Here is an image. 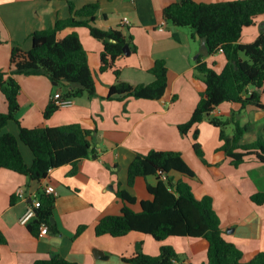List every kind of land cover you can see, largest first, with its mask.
Here are the masks:
<instances>
[{"label":"crops","instance_id":"0c3cea01","mask_svg":"<svg viewBox=\"0 0 264 264\" xmlns=\"http://www.w3.org/2000/svg\"><path fill=\"white\" fill-rule=\"evenodd\" d=\"M178 1L0 0L1 71L9 69L13 46L29 49L33 31L48 28L57 19L69 15L68 2L75 8L98 3L96 23L103 29L115 28L122 24L123 17L128 18L122 30L132 36L136 49L115 60L120 81L133 85L151 83L154 77L149 70L159 59L165 61L167 68V86L160 98L108 99L109 87L116 83V78L112 69L103 72L99 69L102 44L89 34L87 28L72 26L59 31L58 36L71 32L78 34L93 75L95 95L69 98L45 119L43 110L55 100L54 93L59 92L61 99H65L63 84H54L43 75L16 76L20 85L16 120L29 128L79 123L92 130L88 138L96 156L77 160L72 173L71 164L51 168L39 181L0 169V264H34L36 260L52 257L76 264H127L124 257L137 252L155 256L161 246L171 247L177 254L174 264L205 263L208 242L203 237L169 236L157 241L149 234L137 231L119 237L95 234V225L100 218L121 212L123 201L115 194L117 186L135 197V202L130 204L134 211L140 209L141 200L151 198L147 185H154L156 176L137 177L131 187L127 185L129 163L137 153L145 154L151 149L181 153L194 176L173 173L174 179L186 181L195 197L209 195L212 198L222 235L243 252V261L250 260L257 252H264V202L256 204L251 200L253 194L264 191V162L255 155H248L239 165H231V158L221 149L219 127L207 119L185 135L178 130V124L189 119L199 92L204 89V83L193 72L200 48L205 44L200 38L192 37L190 28L176 26L163 18L164 7ZM262 31L264 13L258 15L252 25L243 28L238 42H253ZM202 60L208 64L216 62L218 69L225 64L223 53L218 51L203 55ZM260 98L264 103V84ZM6 111L7 104L0 91V112ZM249 114L256 116V128ZM211 116L230 122L241 123L242 120L244 124H250L251 131L255 128L254 138L264 137L263 109L250 105L241 108L239 103L223 102ZM18 128L15 121H10L1 132L17 135ZM194 129L198 130L197 142L203 152L202 158L192 146ZM232 132L233 129L226 133L232 135ZM252 141H246L243 134L240 143ZM19 147L25 163L30 165L33 158L30 149L23 143ZM46 184L54 187L55 200L48 230L40 235L41 223L34 222L35 218L21 223L20 217ZM19 189L22 197L18 195ZM11 197H14L13 202ZM30 222L34 224L33 231L27 225ZM79 226L84 228L75 235Z\"/></svg>","mask_w":264,"mask_h":264},{"label":"trees","instance_id":"16d2710c","mask_svg":"<svg viewBox=\"0 0 264 264\" xmlns=\"http://www.w3.org/2000/svg\"><path fill=\"white\" fill-rule=\"evenodd\" d=\"M69 15L57 19L50 27L35 30L30 34L31 46L23 50L15 45L11 48L8 71L0 70V91L3 94L7 111L0 112V169H8L39 181L48 175V168L71 164L75 171L77 160L95 157L96 152L89 136L92 130L72 122L55 127H25L16 120L19 109L18 93L20 85L17 75H43L51 81L62 83L63 97L76 98L84 94L95 95V83L87 61L86 51L76 32L63 37L58 33L65 27L83 26L89 34L99 40L102 49L99 54V69H112L116 83L109 87L106 98L123 100L128 97L158 99L167 86V68L163 59L156 60L149 70L154 80L151 83L129 84L119 80V69L115 60L124 54L123 47L135 51L131 35L122 30V25L103 29L96 23L99 4L86 3L75 8L68 2ZM264 13V0H230L219 2H198L180 0L164 7L163 18L176 26L191 29L205 43L208 55L215 54L219 47L225 57V64H208L199 54L193 75L204 83L199 99L189 119L178 124L182 135L187 134L199 122L207 119L219 127L222 140L221 149L231 158L230 164L239 165L248 155L264 162V137L259 136L252 142L240 143L250 124L235 122L232 135L224 127L231 120L211 116V112L223 102L239 103L264 110L260 89L264 84V31L250 43H239L244 27L252 25L255 18ZM59 108L51 101L43 110L48 119ZM10 121L18 124L17 135L1 132ZM264 132V117H263ZM198 130L192 132L193 149L202 158L203 152L197 142ZM26 145L32 153V162L24 161L19 144ZM238 150V151H237ZM162 170L164 178L158 174ZM173 173L194 176V172L178 151L151 149L145 154L137 153L127 167V185L131 187L137 177L154 175L157 181L147 185L150 199L140 201V209L134 211L130 204L135 202L125 189L116 187L115 194L123 201L119 214L103 216L95 225V234H109L114 237L137 231L149 234L153 239L162 241L169 236L203 237L208 242L206 262L200 264H264V252H257L250 260L243 261V252L233 243L224 239L221 223L215 212L212 198L204 195L195 197L190 185L174 179ZM40 206L36 209L34 222H45L51 215L55 196L39 192ZM256 204L264 202V191L251 196ZM11 202L14 197H11ZM33 231V222L27 224ZM53 226V225H52ZM84 226H79L78 235ZM178 258L171 247L161 246L159 254L152 256L142 252L124 257L127 264H174ZM34 264H76L61 257L36 260ZM192 264V263H187Z\"/></svg>","mask_w":264,"mask_h":264},{"label":"built area","instance_id":"2783aa9c","mask_svg":"<svg viewBox=\"0 0 264 264\" xmlns=\"http://www.w3.org/2000/svg\"><path fill=\"white\" fill-rule=\"evenodd\" d=\"M127 23H128V18L125 16L122 19L121 25H126ZM217 50H218V52H222L221 47H219ZM53 99H55L54 102L56 104H58L59 106L65 102H67V100H68V99H61V94L59 92L54 93ZM50 171H51V168H48L47 172L49 173ZM158 174H160L162 176V178H164V176H165L163 174L162 170H158ZM42 192H44L45 194L55 195L54 187L52 185H49V184H46L43 187ZM18 195L20 197H22V190L21 189L18 190ZM39 206H40L39 195L35 194L33 202L27 207L25 212L20 217V222L21 223H27L31 218H36V209ZM47 230H48V225L45 222H41L40 235L46 234Z\"/></svg>","mask_w":264,"mask_h":264},{"label":"rangeland","instance_id":"374dc122","mask_svg":"<svg viewBox=\"0 0 264 264\" xmlns=\"http://www.w3.org/2000/svg\"><path fill=\"white\" fill-rule=\"evenodd\" d=\"M249 116V119L250 120H252L253 121V123H254V126H255V128L257 127V122H254V120H257L256 119V116H254V115H252V114H249L248 115ZM241 119V118H240ZM241 121V123H239L240 125H244V123H243V121L242 120H240ZM226 128H224V129H226V132H231L232 131V129H233V132H234V129H235V122H230V124L229 125H227V126H225ZM249 128L250 129H248L247 131H245V140L246 141H252V140H254V139H256V138H254L255 136L253 135V133H256V131H255V128H254V130L253 131H251V127L249 126ZM232 132V133H233Z\"/></svg>","mask_w":264,"mask_h":264},{"label":"water","instance_id":"95a60500","mask_svg":"<svg viewBox=\"0 0 264 264\" xmlns=\"http://www.w3.org/2000/svg\"><path fill=\"white\" fill-rule=\"evenodd\" d=\"M195 37L199 38V35L197 33H195ZM123 52H124V54H127L129 52L127 46L123 47ZM200 52H201L202 55H207L208 54L205 44H203L202 47L200 48ZM53 83L56 84L57 82L53 81Z\"/></svg>","mask_w":264,"mask_h":264}]
</instances>
